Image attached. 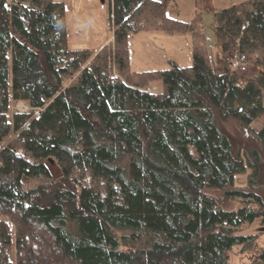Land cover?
<instances>
[{"label":"trees","instance_id":"obj_1","mask_svg":"<svg viewBox=\"0 0 264 264\" xmlns=\"http://www.w3.org/2000/svg\"><path fill=\"white\" fill-rule=\"evenodd\" d=\"M166 2L109 0L93 53L68 46L63 2L0 0V264H230L239 244L264 264L238 234L264 223V0L214 15L246 78L217 69L200 14ZM149 30L189 34L192 64L131 69L129 35Z\"/></svg>","mask_w":264,"mask_h":264},{"label":"rangeland","instance_id":"obj_2","mask_svg":"<svg viewBox=\"0 0 264 264\" xmlns=\"http://www.w3.org/2000/svg\"><path fill=\"white\" fill-rule=\"evenodd\" d=\"M56 2H63L66 7V21H67V36H68V46L71 49H81L85 48L90 50L93 53H96L98 48L106 43L111 41L112 35V27L110 23V8H109V0H54ZM168 2L170 0H167ZM204 31L206 42L211 49V53L216 63V67L219 71H222L226 68V63L223 62L222 58L218 57L215 53V48L213 47L214 40L216 41V25L214 23V19L205 18L203 19ZM147 31L142 32L136 36H132L129 38L130 40V51L131 58L134 68L141 69V64H145L147 62L152 61V56L157 55L158 52L153 50L147 43L149 38H153L152 34ZM212 36V37H211ZM211 38L213 41H211ZM218 47V46H217ZM186 47L183 53L184 55H179V61L181 65L179 66H188L192 64V51L187 49ZM189 52L191 59H187L186 53ZM155 60L160 66H163L166 63L162 57V54L158 55ZM248 71L244 73H240L242 76L249 77L252 76V67L248 63ZM132 68V67H131ZM143 71V70H142ZM73 80V79H72ZM159 86L160 83H158ZM17 103L20 101L12 102V110H16L18 112H27L29 111V106L27 103L22 106V108H26L21 111L20 107L17 106ZM19 107V108H18ZM263 122V118H259L255 121L253 125L260 126ZM235 133H239L243 138L242 141L249 142L250 144L256 145L255 141L250 136V133L246 129L241 132L239 128H234ZM234 132V131H233ZM1 148V146H0ZM246 170L245 172L237 178L239 179V183L245 184L247 182V177L249 173H251V168L248 166L247 162H245ZM264 223L262 224L260 220H256L253 223L244 224L239 230L238 234L241 235H257V245L259 248H264ZM11 235H12V244L11 247L14 248V228L11 225ZM252 252L250 250H244L243 245H235L231 251V262L230 264H248V254Z\"/></svg>","mask_w":264,"mask_h":264},{"label":"crops","instance_id":"obj_3","mask_svg":"<svg viewBox=\"0 0 264 264\" xmlns=\"http://www.w3.org/2000/svg\"><path fill=\"white\" fill-rule=\"evenodd\" d=\"M243 1L245 0H170L169 2L168 1L166 2V12L169 16L182 21H190L198 14H200L203 17V19L205 18L214 19V15L216 12L224 10L233 4H238ZM148 32L150 33V35L152 34L153 38H149V40H147L149 42L147 43V45H149L153 50H156L158 54L153 55V53H151L150 56H152V61L147 62L145 64H141L142 68L136 69L133 67V63H132L130 40H129L128 42H129V51H130V66L132 67L131 69L133 70L141 71V70L165 68L168 67L171 64V62L177 65H181L180 62L178 61H179V55L185 54L182 51H184L186 47H188L187 49L190 50L189 51L190 53L192 51V39L189 34L168 35L161 30H149L145 34H147ZM141 33L130 34L129 38ZM110 39L112 40V35ZM211 41H213L212 38ZM107 42L102 44L98 48V50H100L104 45H106ZM212 45L215 48V53L220 58L222 55L221 48L217 45V42L215 40ZM189 52L186 53L187 59L188 56L189 59H191ZM160 54H162V57L166 62L163 64V66H160L155 60V58ZM249 77L251 76L249 75ZM159 88H161V86H159V84H156L152 87V90L154 89L156 90Z\"/></svg>","mask_w":264,"mask_h":264},{"label":"built area","instance_id":"obj_4","mask_svg":"<svg viewBox=\"0 0 264 264\" xmlns=\"http://www.w3.org/2000/svg\"><path fill=\"white\" fill-rule=\"evenodd\" d=\"M223 60L233 71L243 73L248 70L249 65L246 55L238 53L237 51L225 54Z\"/></svg>","mask_w":264,"mask_h":264},{"label":"bare ground","instance_id":"obj_5","mask_svg":"<svg viewBox=\"0 0 264 264\" xmlns=\"http://www.w3.org/2000/svg\"><path fill=\"white\" fill-rule=\"evenodd\" d=\"M25 105L24 103H17V106H19L18 108L21 109V111L25 110L26 108H22V106Z\"/></svg>","mask_w":264,"mask_h":264},{"label":"water","instance_id":"obj_6","mask_svg":"<svg viewBox=\"0 0 264 264\" xmlns=\"http://www.w3.org/2000/svg\"><path fill=\"white\" fill-rule=\"evenodd\" d=\"M263 230H264V228H263Z\"/></svg>","mask_w":264,"mask_h":264}]
</instances>
